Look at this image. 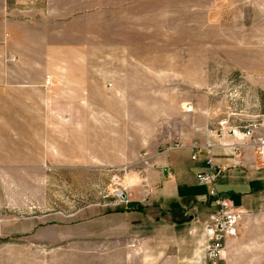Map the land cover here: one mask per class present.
Listing matches in <instances>:
<instances>
[{
	"label": "rangeland",
	"instance_id": "374dc122",
	"mask_svg": "<svg viewBox=\"0 0 264 264\" xmlns=\"http://www.w3.org/2000/svg\"><path fill=\"white\" fill-rule=\"evenodd\" d=\"M202 117L261 123L264 0H0V264H127L92 222L139 176L118 153L166 150ZM217 264H264V208Z\"/></svg>",
	"mask_w": 264,
	"mask_h": 264
},
{
	"label": "crops",
	"instance_id": "0c3cea01",
	"mask_svg": "<svg viewBox=\"0 0 264 264\" xmlns=\"http://www.w3.org/2000/svg\"><path fill=\"white\" fill-rule=\"evenodd\" d=\"M49 77L48 88L53 85ZM66 91L55 98L69 100L70 93ZM71 92L77 101L83 98V87L77 86L75 94ZM52 99L48 97V102ZM202 118L200 123L180 130L178 148L149 152L145 161L141 155L131 159L133 156L118 153L112 166L135 164L139 176L130 180L133 182L129 183L131 196L127 203L95 215L92 222L109 233L122 235L127 264L134 258L139 264H193L204 258L205 224L215 207L209 197L211 185L200 183L197 175L214 166L222 168L214 182L215 189L231 199L236 208L242 213L264 208V163L259 160L254 140L241 141L229 134L219 137L215 133L218 123L230 117ZM260 118L254 138L264 137V117ZM76 129L81 133L84 125H76ZM62 142V148L65 144L75 145L76 150H57L60 160H65V153L83 152L79 150L84 147L83 135L76 141ZM48 153L54 151L48 148ZM139 205L144 209H133Z\"/></svg>",
	"mask_w": 264,
	"mask_h": 264
},
{
	"label": "built area",
	"instance_id": "2783aa9c",
	"mask_svg": "<svg viewBox=\"0 0 264 264\" xmlns=\"http://www.w3.org/2000/svg\"><path fill=\"white\" fill-rule=\"evenodd\" d=\"M15 58H13V61ZM51 78L48 77L46 85H50ZM185 111L190 113L194 112V107L188 104ZM256 124H242L235 122L234 120L223 119L218 123V128L215 129V133L223 138L229 134L232 137L241 140L248 141L254 140V144L257 147V154L261 160L264 161V137L254 138ZM180 145L175 144L170 149L178 148ZM195 146L194 149H197ZM208 152L211 153V147L208 146ZM142 161L149 158L147 152L141 154ZM196 156L193 155L192 159ZM210 162V161H209ZM222 172L221 167L214 166L209 172L200 173L197 175V180L202 184H210L209 197L212 199V205L215 207L214 211L209 215L205 224L206 244H205V261L206 264H217L219 260H222L225 253L227 243L237 237L239 225L241 222L242 212L236 208L228 197L220 194L214 186V182L219 174ZM116 203L124 204L129 201L131 196L130 184H127L123 189H119L115 192Z\"/></svg>",
	"mask_w": 264,
	"mask_h": 264
},
{
	"label": "trees",
	"instance_id": "16d2710c",
	"mask_svg": "<svg viewBox=\"0 0 264 264\" xmlns=\"http://www.w3.org/2000/svg\"><path fill=\"white\" fill-rule=\"evenodd\" d=\"M133 209H135V210H143V209H144V207H143V206H141V205H139V206H136V207H134Z\"/></svg>",
	"mask_w": 264,
	"mask_h": 264
}]
</instances>
